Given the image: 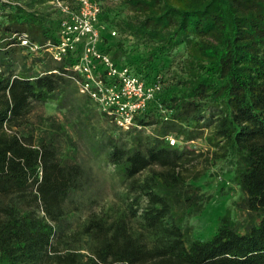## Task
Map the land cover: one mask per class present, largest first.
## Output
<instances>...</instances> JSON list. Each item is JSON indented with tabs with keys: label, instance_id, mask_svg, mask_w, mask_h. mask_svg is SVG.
Instances as JSON below:
<instances>
[{
	"label": "trees",
	"instance_id": "1",
	"mask_svg": "<svg viewBox=\"0 0 264 264\" xmlns=\"http://www.w3.org/2000/svg\"><path fill=\"white\" fill-rule=\"evenodd\" d=\"M51 1L0 0V264H264V0L103 6L100 50L146 84H162L136 118L141 129L130 131L79 94L68 69L79 50L57 63L18 45L22 34L58 43ZM35 102L72 112L90 155L126 184V209L91 212L71 230L67 220L86 211L80 192L92 177L57 131L38 142L21 135ZM203 135L232 164L246 212L236 221L226 211L207 240L184 225L185 210L200 207L199 187L182 172L194 161L185 144Z\"/></svg>",
	"mask_w": 264,
	"mask_h": 264
},
{
	"label": "rangeland",
	"instance_id": "2",
	"mask_svg": "<svg viewBox=\"0 0 264 264\" xmlns=\"http://www.w3.org/2000/svg\"><path fill=\"white\" fill-rule=\"evenodd\" d=\"M96 1L102 7L120 6L118 0ZM56 13L53 18L61 19V14L58 11ZM59 33L58 28V36ZM69 113L72 112L68 109H60L54 104L35 102L32 105V113L20 132L23 137L38 142L49 131H57L61 135L62 149L67 152L72 150L73 159L82 163L90 172L92 181L86 190L80 192L86 211L67 220L68 226L74 230L91 212L100 213L110 206L126 209L129 199L128 196L126 197L127 186L121 182L114 168L95 160L80 141L77 130L74 129V116ZM102 122L105 126V122ZM185 145L194 151V161L186 165L182 172L187 184L199 187L194 197L200 207L198 210L194 207L185 210L190 214L185 218L184 225L185 229L190 230L193 238L207 240L214 234L219 217L226 211H230L236 221L244 219L246 212L238 205L242 194L237 185L232 182L233 166L229 159H225L221 153L216 154L215 149L205 140V135ZM148 173L147 170L137 178L142 180ZM133 195L134 193H130L129 197ZM145 201L146 199H143L142 205ZM132 223L135 227L136 224ZM65 227L64 224L57 225L59 232L70 234L71 230ZM57 243L55 239L54 244L57 245ZM58 248L61 252L66 250L62 243L58 244Z\"/></svg>",
	"mask_w": 264,
	"mask_h": 264
},
{
	"label": "built area",
	"instance_id": "3",
	"mask_svg": "<svg viewBox=\"0 0 264 264\" xmlns=\"http://www.w3.org/2000/svg\"><path fill=\"white\" fill-rule=\"evenodd\" d=\"M50 4L62 18L59 23L58 43L40 44L27 34L15 35L23 53L47 54L61 63L72 53L80 51L77 62L68 68L69 76L80 95L87 96L97 111L123 131L134 128L136 118L153 102L162 90L161 83L146 84L128 67H118L110 55L99 46L102 41L100 24L102 5L96 0H52ZM116 36V32L111 33ZM171 146L179 141L173 135L166 137Z\"/></svg>",
	"mask_w": 264,
	"mask_h": 264
},
{
	"label": "crops",
	"instance_id": "4",
	"mask_svg": "<svg viewBox=\"0 0 264 264\" xmlns=\"http://www.w3.org/2000/svg\"><path fill=\"white\" fill-rule=\"evenodd\" d=\"M50 3V2H49ZM78 90V89H77Z\"/></svg>",
	"mask_w": 264,
	"mask_h": 264
}]
</instances>
